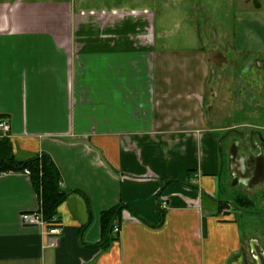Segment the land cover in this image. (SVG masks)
<instances>
[{
  "label": "crops",
  "instance_id": "obj_1",
  "mask_svg": "<svg viewBox=\"0 0 264 264\" xmlns=\"http://www.w3.org/2000/svg\"><path fill=\"white\" fill-rule=\"evenodd\" d=\"M111 1L0 0V120L15 159L48 154L68 193L49 237L21 221L43 208L30 177L0 171V264H264L219 204L235 125L209 102L193 7L180 0L193 45L171 47L166 0ZM120 205L105 246L102 214Z\"/></svg>",
  "mask_w": 264,
  "mask_h": 264
},
{
  "label": "rangeland",
  "instance_id": "obj_2",
  "mask_svg": "<svg viewBox=\"0 0 264 264\" xmlns=\"http://www.w3.org/2000/svg\"><path fill=\"white\" fill-rule=\"evenodd\" d=\"M78 1L82 9L88 10L96 9L101 4L100 0ZM102 1H107L108 5L113 4L111 0ZM181 1L193 7L197 16L200 44L213 56L214 69L209 94L213 113L219 114L228 125H235L227 133L228 169L221 182L222 195L219 199H227L233 204L235 197L246 194L253 199L257 198L254 206L245 208L249 213L241 214L239 223L243 237H256L264 245V217L257 214V209L264 214V183L250 193L246 181L240 177L235 181L234 178L236 168L247 167L246 142L249 132L255 133V144L258 147L262 142L261 136H264V62L259 61V56H264V20L259 19L264 16V8L257 11L259 0H247L246 5L245 0ZM166 2V9L161 10L162 19L157 17L158 33L164 31L171 47L192 46L187 22L183 23L189 14V10L182 6L185 3L180 0ZM119 4L116 3L117 6ZM255 24L262 27L256 29Z\"/></svg>",
  "mask_w": 264,
  "mask_h": 264
},
{
  "label": "trees",
  "instance_id": "obj_3",
  "mask_svg": "<svg viewBox=\"0 0 264 264\" xmlns=\"http://www.w3.org/2000/svg\"><path fill=\"white\" fill-rule=\"evenodd\" d=\"M25 170H30V179L35 190L41 196L45 219L48 222H52L54 219L58 221V207L68 196V193L60 188L61 175L52 158L48 154H42L28 161H17L13 155L10 140L0 138V171L2 173H19ZM237 201L236 206L238 204L242 207L246 205V200L241 197H237ZM226 203L228 202H220L219 204L224 207ZM124 208L120 205L102 214L103 245H108L113 239V222L120 217Z\"/></svg>",
  "mask_w": 264,
  "mask_h": 264
},
{
  "label": "flooded vegetation",
  "instance_id": "obj_4",
  "mask_svg": "<svg viewBox=\"0 0 264 264\" xmlns=\"http://www.w3.org/2000/svg\"><path fill=\"white\" fill-rule=\"evenodd\" d=\"M254 132L250 131L247 138V161H246V169H238L235 170V181L240 177L247 183V190L251 191L258 186L262 185L264 183V136H261V144L260 147L256 146L255 139H254ZM258 135V134H257ZM264 135V134H262ZM260 150V153H256L257 150ZM255 153V154H254ZM254 161V165H252V162ZM249 193V192H248ZM246 200L244 207L236 206L235 203H238L237 197L234 199V203L229 202L227 199H220V202H228L226 205L222 208H226L227 210L234 209L235 211H239L240 214L243 213H249V210L245 208H251L256 204V199L251 198L248 194L241 197ZM233 200V197L232 199ZM219 202V203H220ZM239 205V204H238ZM257 214L261 217H264V214L261 212V210L257 209Z\"/></svg>",
  "mask_w": 264,
  "mask_h": 264
},
{
  "label": "built area",
  "instance_id": "obj_5",
  "mask_svg": "<svg viewBox=\"0 0 264 264\" xmlns=\"http://www.w3.org/2000/svg\"><path fill=\"white\" fill-rule=\"evenodd\" d=\"M10 133H11V124L7 120H0V138H9ZM23 174L27 177H31L30 170L23 171ZM21 221L23 225L28 227L45 228L46 234L49 237L60 236L63 232L62 226L59 224V222L56 219H54L52 222H48L45 219L42 210L36 212L23 213L21 215ZM114 231L117 233L120 232V228L118 225L114 227Z\"/></svg>",
  "mask_w": 264,
  "mask_h": 264
}]
</instances>
